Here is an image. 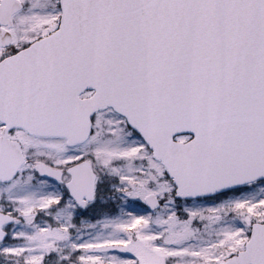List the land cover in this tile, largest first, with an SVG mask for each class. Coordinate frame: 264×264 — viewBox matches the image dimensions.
<instances>
[{"label":"snow or ice","instance_id":"6c2138e0","mask_svg":"<svg viewBox=\"0 0 264 264\" xmlns=\"http://www.w3.org/2000/svg\"><path fill=\"white\" fill-rule=\"evenodd\" d=\"M0 264H264V0H0Z\"/></svg>","mask_w":264,"mask_h":264}]
</instances>
